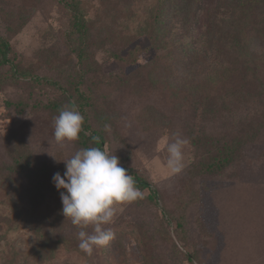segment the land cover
I'll return each instance as SVG.
<instances>
[{"label":"rangeland","instance_id":"374dc122","mask_svg":"<svg viewBox=\"0 0 264 264\" xmlns=\"http://www.w3.org/2000/svg\"><path fill=\"white\" fill-rule=\"evenodd\" d=\"M200 1L192 34L183 36L187 26L172 20L155 48L148 31L160 0H0V36L29 74L13 76L10 65H0L7 79L0 83V264H264V6L243 15L229 0ZM69 2L88 22L82 59ZM207 22L210 34L230 31L237 42H223L220 54L208 51ZM177 39L203 51L192 55L194 72L185 52L168 53L165 42ZM79 73L104 150L159 193L158 204L140 189L142 199L120 206L106 225L114 238L91 255L79 248L80 229L62 215L52 185L64 161L84 149L77 140L53 139V103L63 102L61 89L68 91ZM176 133L187 143L184 167L172 173L163 145ZM192 137L201 138L198 146ZM230 140L238 141V157L218 173L204 172L208 152ZM17 142L30 149L32 165L45 167L41 191L20 169L9 170L8 143ZM59 238L68 241L53 257L34 255V243Z\"/></svg>","mask_w":264,"mask_h":264},{"label":"trees","instance_id":"16d2710c","mask_svg":"<svg viewBox=\"0 0 264 264\" xmlns=\"http://www.w3.org/2000/svg\"><path fill=\"white\" fill-rule=\"evenodd\" d=\"M229 2H232L235 4V7L239 10V12H242L243 15H246V13L250 14L254 10H256L259 6H264V0H229ZM70 8L72 11L73 21L71 24L72 32L74 34L78 35V39L81 43V46L79 45L75 50L78 51V56L80 59H82L85 55V46H82L85 44V41L88 39L89 31H88V25L87 20L85 19L84 15L81 13V11L78 8L77 2H69ZM201 1L200 0H160L159 2V9L157 12H154L153 19L151 23V27L148 31L149 37L151 40L152 45L155 46V48L160 47V42H157V39L159 37H163L165 33L167 32L165 27L170 26L172 24V20L179 21L182 26H187L185 28V32L183 36H188L192 34L193 28L192 26L196 24L199 17V10L201 9ZM208 23V22H207ZM209 23L207 25V30L209 29ZM259 28V27H258ZM257 28V29H258ZM207 31L206 38L207 43L204 44L208 51L216 53H221L223 42H237V34H231V32H225L221 34L218 32H213V34L218 33V35L210 34ZM205 34V33H203ZM183 39V38H180ZM184 41V39H183ZM182 41V42H183ZM179 42V39L177 40H171L170 42H165L167 44L169 50L168 53L172 54L175 52H185L187 54L188 58V68L189 71H193L194 69H190L191 65H194L195 62L192 60V56L194 53H197L195 56H199L200 54H203L200 52V50H196V46H193V44L190 42L187 44L185 42L182 46L177 45ZM181 42V43H182ZM169 43V44H168ZM171 44V45H170ZM187 44V45H186ZM231 45V44H230ZM167 46H164V48H167ZM9 51L10 46L8 41L0 36V65L8 64L10 65V71L13 76H23L27 77L29 74H27L25 71H20L18 69V65L13 62V59L9 57ZM130 54H132L130 52ZM119 62L123 60V56L118 55L115 53L114 55ZM192 61V62H191ZM197 63L195 64V67H197ZM228 69H232L231 67ZM224 71H227L226 68ZM84 72V71H80ZM194 72V71H193ZM78 79L76 78L75 81L72 83V86L68 91H65L64 89H61L60 86H57V83L55 81L47 80V79H40L37 75L33 76L36 80L42 82L43 80L47 82L49 85H53L54 87L61 89L62 91V100L61 104L59 103H53V106L59 111L63 109L64 107H70L71 102L75 103V106L78 108L79 112L84 117V122L82 125V130L79 134V139L77 142L84 146V148L89 147H100L102 150H104V142H105V136L103 131L93 129L90 122H89V116L87 111V106L91 104L89 102L87 96L85 93H83L80 89L81 83L84 81L85 73H79ZM229 75H225L221 79L223 81L227 82V78ZM6 76L0 75V83L4 82ZM195 84L193 85L192 89H194ZM196 87H199V85H196ZM211 94L209 87L206 90V93L204 95L203 99H209V95ZM98 138V139H94ZM192 143L196 146L200 144L201 138L192 137ZM7 151L9 155L12 157L13 163L11 166H9V170L12 172L17 171V169H20L22 171L23 175L28 178H32V189H36L41 191V186H43V177L46 176L45 167L39 168L34 165H32V153L30 149L21 143H16L15 146H11L8 143ZM239 144L238 141H228L223 142L220 147L217 149H213L212 151L208 152L206 161L202 164V169L206 173H218L222 171L226 166L230 165L237 157H238V149ZM105 151V150H104ZM42 173V174H41ZM37 177V178H36ZM132 177L135 180L136 186L139 189H148L149 190V198L152 199L156 204L159 202V193L154 188V186L148 182L143 176L133 173ZM54 186V184H52ZM55 188V186H54ZM32 189L27 190V193H30L32 195L28 196V198H31L33 201V204L35 202V196H33ZM32 211V210H30ZM62 240L68 241L64 238H59L56 243H50L49 245H46L43 242H37L33 244V247H35V253L34 255L40 259V260H46L50 257H53L55 255V252L59 246V244L62 243ZM187 258L190 261H193V256L187 253Z\"/></svg>","mask_w":264,"mask_h":264},{"label":"clouds","instance_id":"9594fccd","mask_svg":"<svg viewBox=\"0 0 264 264\" xmlns=\"http://www.w3.org/2000/svg\"><path fill=\"white\" fill-rule=\"evenodd\" d=\"M83 122V115L71 102L54 117V141L62 145L78 140ZM109 127L104 126L105 130ZM174 135L175 139L163 146L168 153L167 167L178 173L184 167L182 149L187 141L178 133ZM64 163L63 175L55 173L52 182L60 194L62 215L80 229L79 248L91 255L94 248L104 247L114 238V232L106 225L114 222L118 208L122 211L120 206L142 199L143 193L119 158L100 147L78 150ZM89 227L91 232L86 231Z\"/></svg>","mask_w":264,"mask_h":264}]
</instances>
